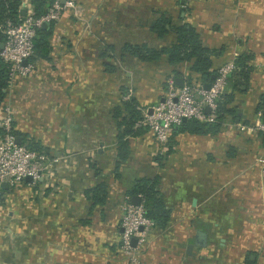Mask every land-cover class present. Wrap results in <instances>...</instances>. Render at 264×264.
I'll return each instance as SVG.
<instances>
[{"label": "crops", "instance_id": "crops-1", "mask_svg": "<svg viewBox=\"0 0 264 264\" xmlns=\"http://www.w3.org/2000/svg\"><path fill=\"white\" fill-rule=\"evenodd\" d=\"M183 1L180 5L190 6ZM202 1L188 15L178 10L168 15L175 23L191 24L203 46L220 48L211 69L249 53L248 83L262 82L264 0ZM19 2V7L30 5V0ZM72 17L69 9L59 14L48 37V57L32 60L28 76H14L4 89L0 123L7 108L20 141L29 138L55 161L36 181L23 180L0 191V264H131L119 250L124 192L134 178L154 174L170 217L164 228L154 226L143 247L134 251L135 264H264V164L245 153L259 148L243 144L237 130L226 132L223 125L213 134L170 133V142L162 147L147 129L128 138V154L115 178L111 109L129 95L143 107L153 105L173 86V77L183 82L199 75L190 70L191 61L169 64L165 55L151 61L129 55L113 72L104 70L101 52L94 62L71 63L68 52L56 45L75 36L79 23ZM174 41L173 32L158 38L147 25L146 37L135 42L158 48ZM124 42L133 41L127 37ZM248 89L233 92L229 105L238 111L235 124L256 118L257 102ZM230 120L226 116L223 123ZM99 182L106 184L104 201L91 206L84 190ZM215 214L225 215L226 223L231 216L232 224L243 229L238 233L240 255L223 251L199 259L195 245L186 252L197 229L213 231L214 223H208Z\"/></svg>", "mask_w": 264, "mask_h": 264}, {"label": "trees", "instance_id": "trees-1", "mask_svg": "<svg viewBox=\"0 0 264 264\" xmlns=\"http://www.w3.org/2000/svg\"><path fill=\"white\" fill-rule=\"evenodd\" d=\"M52 2L53 0H30L32 16L38 17L43 14ZM19 4V0H0V28L4 26L5 21H10L11 23L18 22L20 17ZM154 14L155 16L148 23V29L158 38L163 37L171 31L175 34V41L158 48L148 46L145 43L131 44L124 42L120 46V54H129L142 61L156 60L161 55H165L169 64H175L180 61H191L190 70L197 72L199 79L194 80L188 76L185 78V81L188 84H192L197 80L202 83H210L213 80L211 75L215 74V70L211 69V59L213 56L219 55L220 48L212 49L203 46L195 28L191 24L185 21L173 22L165 10L154 9ZM53 25L54 21L50 20L43 22L35 29L33 53L26 59L28 63L37 57H48V37L53 30ZM3 41L4 34L0 31V42ZM112 49V45H106L105 51L103 53L101 52L100 56H103L107 50L110 51ZM251 59L252 55L249 53H240L235 57L233 61L234 68L228 73L225 79V87L229 88L230 91L227 92L224 89L217 99L215 118L213 121L201 122L193 118L185 119L176 129L171 130V136L178 132L200 135L213 134L218 131L226 116H229L231 119L236 118L238 111L235 107L230 106L229 103L232 100L233 91L240 92L246 89L249 74L252 70V65L249 63ZM8 68L9 63L3 61L0 57V103L4 97V89L8 81ZM103 68L107 72H113L116 69L115 65L110 63H103ZM259 100L256 109H258V106L262 108L264 94L259 95ZM142 109L143 106L140 105L138 100L134 96L129 95L122 99L110 111L116 126V153L112 172L115 178L119 177V173L117 172L119 163L125 160L128 154V138L147 131V127L141 124ZM12 132L18 135L14 130ZM2 133L3 130L0 127V135ZM21 142L25 143L30 149H42V147H39L29 138L22 137ZM166 152H170V147L167 148ZM157 163L160 165V161H157ZM158 184V174H154L151 177L134 178L130 185L126 187L124 194L128 197V200L131 195H138L139 202L144 209V215L153 221L155 227L162 229L169 220L170 209L165 206L158 189ZM105 188L106 184L99 182L84 190L85 197L91 201V206L101 204L104 201ZM4 190L5 188L0 187V191Z\"/></svg>", "mask_w": 264, "mask_h": 264}, {"label": "built area", "instance_id": "built-area-1", "mask_svg": "<svg viewBox=\"0 0 264 264\" xmlns=\"http://www.w3.org/2000/svg\"><path fill=\"white\" fill-rule=\"evenodd\" d=\"M70 5L71 0H53L50 7L38 17H33L31 6L25 5L18 8L24 11L23 14L20 13L18 22L5 21L2 27L4 41L0 48V57L9 63L7 83L14 76H26L31 71V63L26 61L22 64V61L33 53L35 29L43 22L56 20L61 10ZM233 68L232 63L219 65L207 89L198 80L192 84L184 80L179 87L170 86L160 101L143 107L141 124L147 127L156 141L164 144L173 127L180 125L182 118H193L201 122L213 121L217 99L223 92L226 76ZM204 107H208V112L204 111ZM5 109V116L0 123L3 130L0 135V184L6 182L7 186H14L26 176H30L34 182L51 169L55 158L42 149H30L21 141L16 143L11 119L7 108ZM256 125L257 129L264 130L261 120ZM121 210L119 250L130 259L131 264H135L134 251L144 245L154 223L144 215L142 204H131L127 196ZM131 239L135 240L134 245H131Z\"/></svg>", "mask_w": 264, "mask_h": 264}, {"label": "rangeland", "instance_id": "rangeland-1", "mask_svg": "<svg viewBox=\"0 0 264 264\" xmlns=\"http://www.w3.org/2000/svg\"><path fill=\"white\" fill-rule=\"evenodd\" d=\"M184 1L189 3L190 6L188 7L185 3L180 5L179 0H71V5L63 8L61 12L69 9L73 15L72 20L78 21L79 27L75 31V36L72 40L67 41L66 43L63 42L62 45H56L55 43L54 45L61 46L63 51L68 52V57H66V59L71 63L74 62V64H76V62L81 59L87 63H90L91 60L94 62L95 57L97 59L99 58V52L103 53L106 49V45L109 41H112L113 49L104 52L101 59H103L105 63H110L117 67V64H121V61H124L126 57L129 56V54H120L119 49L122 44L121 41L130 37L131 41L134 43H129L139 44L135 41L141 37H146L147 25L155 16L154 9L165 10L167 14L172 13L174 16L177 10L183 11L184 14L188 15L194 7H197L196 5L200 4V2H198L200 0ZM204 1L206 2V0ZM192 2L193 4H191ZM0 31L2 32V27L0 28ZM149 35L150 36L146 39L150 40L151 34ZM257 55L258 57L260 56V54ZM29 63L34 65L32 61ZM228 63L234 65L233 61H228L223 64ZM261 68L264 69V65H261ZM263 79L264 78H262V82H257L253 79V81H250L247 85L249 88L247 93L254 97V101H256L257 104L260 101L258 94H264ZM233 92L236 95L239 94V91L235 90ZM260 111L261 107L258 106L256 118H251L250 122L246 124H242V122L235 124V118H233L232 121L230 120L228 124H224V118L221 126L223 125L226 132L232 130V128L237 130L238 133L244 137L241 141L243 144L256 145L259 149L253 150L251 148H246L245 150L247 151L245 153L249 154L251 158H256L257 163L264 164V130L257 129L258 125H256V123H260ZM169 137L164 144L156 141L154 137L153 139L162 147L170 142ZM257 152H259V154ZM262 173L264 174V167H262ZM224 216L225 215L222 214H215L209 219V226L210 222L214 223L212 226V232H206L208 228L203 226L204 230L202 231L205 233V244L208 245V243H213V246L211 249L208 247L207 249H202L200 246H196L195 250L197 258L200 259L205 257L204 259H207L209 258L208 255L215 257L216 254H221L223 251L233 256H236L237 253L240 255V253L237 252V248L239 247L238 233L239 231L243 232V229L238 230L237 225L232 224L231 216H229L230 218L228 217L230 222L228 221V223H226L223 218ZM223 242L227 245L222 248L221 245ZM142 247L143 246H141V248Z\"/></svg>", "mask_w": 264, "mask_h": 264}, {"label": "water", "instance_id": "water-1", "mask_svg": "<svg viewBox=\"0 0 264 264\" xmlns=\"http://www.w3.org/2000/svg\"><path fill=\"white\" fill-rule=\"evenodd\" d=\"M19 12L21 14H23L24 11H23V9H20ZM180 14L182 15L183 13H180ZM1 47H2V42H0V48ZM25 63H26V60L24 59L22 61V64H25ZM214 77H215V74H212L211 78L214 79ZM181 83H182V78L181 77H173V82H172L173 86L179 87L181 85ZM202 86H203V88L207 89L209 87V83L208 82H204V83H202ZM208 110H209L208 107H204V111L205 112H208ZM260 120L264 124V104L262 105V108H261ZM182 121H185V118H182ZM176 128H177V126L173 127V129H176ZM19 141H20L19 136H16L15 137V142L19 143ZM24 180L30 182L31 181V177L30 176H26L24 178ZM0 187L6 188L7 187V183L6 182H2L0 184ZM129 202L131 204H138L139 203V196L138 195H131L130 199H129ZM134 241H135L134 239H131V245H134ZM204 244H205V233L202 230L197 229L195 231V237H194L193 243H191V244L189 243L186 246V252L187 253L189 252V250L191 249L192 245L203 246Z\"/></svg>", "mask_w": 264, "mask_h": 264}]
</instances>
